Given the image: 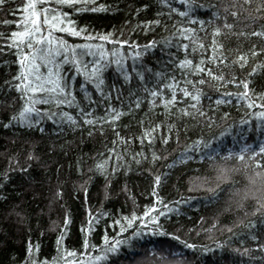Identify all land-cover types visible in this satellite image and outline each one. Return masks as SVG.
Wrapping results in <instances>:
<instances>
[{
  "label": "trees",
  "instance_id": "obj_1",
  "mask_svg": "<svg viewBox=\"0 0 264 264\" xmlns=\"http://www.w3.org/2000/svg\"><path fill=\"white\" fill-rule=\"evenodd\" d=\"M24 2L26 0H5L0 5V33L4 34L0 38V264H19L25 258L29 240L33 245H39L36 255L41 259L64 256L63 251L57 252L56 237L61 234L65 214L69 223L61 249L95 253L96 249L83 247L85 236L89 244L96 245L101 244L105 233L109 237L127 239V243L121 244L117 251L108 254L107 264H264V248L257 246L264 244V207L256 202L262 200L264 190H261L259 181L252 184L249 180L253 172L260 169L247 158L240 161L233 155L221 160L229 152H239L244 145H248L251 151H257L264 144V117L253 115L256 111H264L260 107L264 105V68L248 75L253 64L264 62V53L251 56L253 45L264 48V38L236 34L264 30V18H261L264 9L258 10L261 0H251V3L243 5V9L239 7L243 0H191L189 15L183 17L178 12H170V7L184 10L183 0H168L167 5H161L159 0H88V3L75 5L82 9L80 12H75L71 5L59 6L74 21L75 27L84 26L86 31L77 37L54 29L51 30L52 35L57 39L63 38L69 45H102L106 53L103 57L95 48L90 53L88 49H69V55L72 51H76L78 56L84 53L81 60L89 72L92 64L99 60L104 65L101 72L103 84L102 91H98L73 68L74 75L66 78L70 80L76 101L64 105H36L57 113L53 120L42 119L43 131L40 127L18 122L4 126L22 105L21 94L15 87H9L19 69L16 48L9 47L4 41L12 31L22 30L14 21L21 19L20 5ZM234 2L238 5V18L230 15L231 9L225 12L223 8L224 4ZM144 4L149 6L137 12ZM52 7L57 6L53 3ZM214 11H219L220 15L213 17ZM190 16H195L196 20H190ZM225 17L228 23L234 24L232 34L218 37L224 44L227 66H208L217 73L223 72L225 79L232 75L237 80L247 79L248 97L224 96V93L242 92L243 86L227 83L216 90L211 85L217 82L205 76L209 84L197 85L203 90L198 103L203 116L191 108L189 111L193 115L182 116L176 109L191 105L193 101L179 92L178 103L168 109L170 114L165 112L159 99L150 105L147 90L171 83L169 77H174L183 86L181 73L184 69L179 67L178 61L185 58L186 53L193 60L212 54L210 49L205 52L203 48L194 54L192 40L185 41L180 37L177 26L195 29V39L208 45L212 40L211 28L222 25ZM156 19L160 23L149 25L148 30L140 23ZM5 20L10 23H3ZM201 20L203 25L199 23ZM108 32L112 36L107 40H100L97 36ZM174 32L177 34L173 35ZM88 33L92 34L91 37ZM115 39L136 41L140 46L149 40L156 43L144 51L143 47L137 48L131 43H114ZM183 43L189 45L187 49L179 47ZM114 48L123 59L124 68L130 72L127 80L112 63ZM136 51L143 52L139 59L132 56ZM240 52L249 54L248 63L242 69L231 63ZM57 59H62V56ZM62 68L65 73L69 71L66 65ZM133 68L143 72V79L131 71ZM41 71L46 72L47 69ZM157 72L162 75L157 76ZM189 79L198 80L200 77L190 76ZM81 84L85 85L90 99L85 98ZM161 91L165 96L171 95L167 88ZM137 98L139 107H135ZM218 98L226 102L217 103ZM249 100L252 107H249ZM77 104L85 112L91 109V115L102 117L105 123L84 124ZM109 104L123 113L115 121V128L105 115ZM57 109L71 113L77 124L61 118ZM158 122L163 127L155 131L153 141L138 139L145 129ZM169 124L173 125L170 132ZM163 136L170 137L167 143H162ZM195 140L201 142L200 152L190 149L186 159L182 149ZM208 141L211 143L205 147ZM109 149L115 151L109 155ZM29 151L34 154V159H27ZM153 152L158 159L153 160ZM213 152L216 154L215 162L228 169L227 180H217L216 168L209 166L212 162L198 158ZM9 157L18 163H13ZM256 158L264 162V155L258 153ZM104 160L108 164L107 176L94 167ZM113 165L115 172L112 171ZM5 174L7 180L4 179ZM157 175L160 181L155 183ZM193 176L210 178L207 186L218 184L220 191L215 196L203 189L190 191L189 177ZM154 183L160 200L153 195ZM58 188L61 190L59 197L56 195ZM245 192L249 193L247 197ZM180 200L184 202L176 203ZM238 202L243 205L239 209L236 207ZM153 203L157 208L149 214L144 225L134 220L129 227L124 221L123 217L130 218L133 212L139 217L145 207H151ZM161 205H168L173 210L161 216L160 212L164 211ZM89 212L93 215L92 221L89 220ZM153 214L157 217L151 224L155 231H145ZM116 220L120 223H112ZM214 220L217 223L211 227ZM121 225L125 232L117 237ZM84 228H89V231L85 233ZM137 229L140 234L133 236ZM175 236L197 247L186 248L175 240ZM205 247L207 251H204ZM84 258L65 257L69 264L72 260L82 264Z\"/></svg>",
  "mask_w": 264,
  "mask_h": 264
},
{
  "label": "snow or ice",
  "instance_id": "obj_2",
  "mask_svg": "<svg viewBox=\"0 0 264 264\" xmlns=\"http://www.w3.org/2000/svg\"><path fill=\"white\" fill-rule=\"evenodd\" d=\"M5 3V0H0V5H3ZM53 3L57 6L56 8H53ZM77 3H88V0H26L22 5H20V8L22 9V16L21 19H17L14 21V23L17 25L18 28L22 27V30H14L8 35L7 39L4 41L9 47H15L16 48V62L19 65V69L14 77H12V81L14 83H10L9 87H15V89L21 94V100L22 105L18 109V111L14 112L10 117L8 122L4 125L5 127H8L9 124L13 122H18L20 124H27L29 127H40L41 131H43V127L41 125L42 119H48L53 120L57 113L52 112L49 109H41L37 108L36 105L43 103H54L56 105H64L68 103H73L76 101L75 96L73 95V89L72 85L70 83V80L66 77H71L74 75L72 69L74 68L76 70V73L82 75L84 79L96 87L98 91H102V84L103 79L101 76V72L104 68V65L101 64L99 60H96L95 63L91 66V71L89 72L87 70V66L82 63L81 57L84 55V53H81L79 56L77 55L76 51H72L69 55V49H88L89 53L90 51L95 48L100 50L101 56H105L106 53L103 50V46L100 44H81V45H69L67 41H65L63 38L57 39L55 36L52 35V31L54 29H59L61 32H67L70 33L72 36H81L85 31L86 27L82 26L79 29L74 26V21H72L69 18V15L65 12H63L59 6L61 5H71L74 8L75 12H80L82 9L80 7H75ZM159 3L161 5H167L168 0H159ZM251 3V0H243V4L239 5L241 9H243L244 4ZM42 5V6H41ZM149 5L144 4L141 5L140 8L137 9V12L141 10V8H147ZM183 6L184 10H178L177 8L170 7V12H178V14L183 16H188L189 11L191 8V0H183ZM101 8L104 7V5L100 6ZM204 7H207V5H204ZM237 3L232 4H224L223 8L225 12H228L229 9L230 15L234 18L239 17V12L237 11ZM264 9V0H261L260 4L258 5V10ZM95 11L96 9H92ZM135 15V13H133ZM159 15V14H158ZM213 17H218L220 15L219 11H214L212 13ZM261 18H264V13L261 14ZM190 20H196L195 16H190ZM3 23L7 24L10 23V21H3ZM127 23V21H126ZM145 30H148L149 25H156L159 24L160 21L158 19L156 20H149V21H141L140 22ZM201 25L204 24V21H199ZM135 27V26H134ZM179 28L178 35L182 37L185 41L191 39L193 43V53L195 54L199 48L205 49V52H207L209 49L211 50V55H201L198 60H193L187 56V53L185 54V58L180 59L178 61V65L181 69H184V71L181 73L182 79H183V86L180 85V81L175 80L174 77H169V79L172 81L168 84H161L159 85V89L153 88L148 91V103L150 105H153V101L155 99H159L160 105H162L165 109V112L168 113V109L174 108L176 104L178 103V97L177 93H182L183 97H189L193 103L188 106H184L183 108H177L176 110L182 115V116H191L193 113L189 111V108L195 109L196 114L203 116L204 113L199 111L198 103L201 99V96L203 94L202 87H197V85H205L209 84V79L211 81H216L217 83L214 85H211L216 90H219V88L223 84L227 83H233V84H239L243 86V91L239 93H224V96L228 95H235L237 97H244L247 98L249 95V81L247 79L244 80H237L235 75H232L230 79H225V75L223 72L217 73L213 70L212 67H209V64L213 65H225L227 66L228 60L225 56V48L222 41L218 40V37L221 36H227L232 34L231 30L234 28L233 23L227 22V17H225V22L220 26H213L211 28V36L212 40L211 43L208 45H205L202 40L195 39L194 32L196 31L193 28H183L180 26H177ZM225 29L228 30L225 32ZM177 33H173V35H176ZM237 35H247V36H259L264 38V30H256L254 32H240L236 33ZM91 33H88V36L91 37ZM4 34L0 33V38H3ZM98 38L100 40H107L109 37L112 36L111 32H108L107 34H97ZM114 43L119 44H128L131 43L133 45H136V41H127L124 39H115L113 41ZM155 41L149 40L146 45L140 46L136 45L137 48L143 47L144 51H147L149 48L155 46ZM187 43L180 44L179 47L182 49L188 48ZM117 49H113L112 53L115 57L112 61V63L117 65V71L121 73L123 78L125 80L129 79L130 72L124 68L123 66V59L117 55ZM229 51H231L229 49ZM264 53V48H257L256 45L252 46L251 49V56L255 57L257 53ZM143 55V52L136 51L132 53V56L134 59H139ZM62 59H57L58 57H61ZM249 54L245 52H240L238 55L233 57V60L231 63L238 65L241 69L248 63ZM62 65H66L69 67V71L67 73L64 72ZM258 68H264V62L257 61L255 64L252 65L251 71L248 73V75H252L257 72ZM42 69H47L46 72H42ZM83 69V70H82ZM132 72H136V74L143 79V72H138L135 68L131 70ZM150 71V69H149ZM157 76H161L162 74L157 72ZM190 76H197L200 77V79H189ZM208 77L209 79H205L204 77ZM81 89L84 90V96L86 99L89 98V94L87 90L85 89V85H80ZM167 88L171 95L165 96L164 92L161 91V89ZM260 95V94H258ZM262 98H264V95H262ZM226 102L223 99L218 98L217 103H224ZM239 102V101H238ZM249 107H252V101H248ZM135 107H139V98H137V103L135 104ZM260 107L264 108V105H261ZM77 110L78 112L83 116V123L86 125L92 124H100L103 125L105 123V120L102 117H95L91 115V109H89L88 112H85L82 108L79 107L77 104ZM59 116L61 118L66 119L68 122H70L73 125L77 124L76 118L69 112L59 111L57 109ZM115 112V115H112V113ZM123 113L118 110L114 109L111 104L107 105V111L105 115L107 116V121L112 123V127L115 128L116 124L115 121L122 115ZM170 114V113H168ZM227 115V114H225ZM253 115L257 117H264V111H256L253 113ZM59 123V121H57ZM142 123V122H141ZM163 125L161 123L154 124L151 128L145 129L142 137H138V139H147L150 142L154 139V133L157 129L162 128ZM169 132L171 131L173 125L169 124L168 126ZM103 131V128L100 129ZM118 135V133H117ZM169 136H163L162 137V143H167L169 140ZM121 140H123V137H120ZM128 139H132V137H128ZM115 143V141H114ZM200 140L190 141L187 146L182 149V154L187 159L189 158L187 156V153L190 149H194L195 152H200ZM211 141H208L205 144V147H207V144H210ZM109 155H111L115 150L109 149ZM261 154L264 155V144L260 146V148L257 151H251L248 145H244L239 152L232 153L229 152L226 154V157H222L221 160L226 158H231L233 155L237 160L244 161L246 158L248 160H251L252 163L255 165L257 169H260L258 171H254L252 176L249 177L250 183L256 184L257 181L261 184V190H264V162H262L260 159H257V155ZM139 155V154H135ZM153 160L158 159L159 157L155 152H153ZM215 153L213 152L212 155L203 154L200 155L198 158L200 160H204L207 158V160L211 161L210 167H215L217 170V176L216 179H224L227 180V172L228 169L222 164V163H216L215 162ZM34 154L29 151L27 159L31 160L34 159ZM117 158L121 159L119 155L117 154ZM9 160L13 163H18V161H13L11 157H9ZM139 163V161H137ZM245 168L248 167L247 164L244 165ZM94 167L96 170L102 172L107 176V160L99 161L97 162ZM22 171L24 169H21ZM112 171L115 172L116 168L113 165ZM4 179L7 180L8 176L7 174L4 175ZM208 177H202V176H193L189 177V190H198L203 189L206 190L209 193H212L213 196L216 195L218 191H220L219 185H212L207 186L209 183ZM160 181V176L157 175L155 177V183H158ZM155 183L153 186V195L156 197V200H160L161 198L159 196H156V188ZM85 192H87V188L84 189ZM249 193L245 192V197H247ZM255 194L254 192L252 193ZM57 197L61 195V190L58 188L56 192ZM242 197L241 199L245 198ZM189 199H193V197H189ZM262 200H264V197H262ZM262 200H257V204H260L261 207H264V203H262ZM183 200L177 201L176 203H183ZM243 205L241 202H238L236 204L237 209L241 208ZM163 207L164 211L160 212V215L163 216L166 212L172 211L173 209L169 208L168 205H161ZM157 208V204L153 203L151 207L146 206L145 211L140 214L139 217H137L136 213L133 212L131 214V217L128 216L123 217L124 221L127 223L129 227L133 225L134 220H139L140 225H144L147 221L146 218L149 216L150 213H153L154 210ZM259 210V209H257ZM103 215H107V213H101ZM203 219V218H201ZM89 220H93V215L89 212ZM157 220L156 215L151 216V223H149V226L145 229V231L152 232L155 231V229L151 226L152 223H155ZM69 223L68 215L65 214L64 217V223L63 226L60 228V235L56 237V245H57V252L60 253L61 251L64 252V256H56L53 257L51 260L48 258H39L36 253H38L39 245H33L31 240H29L26 244L25 248V258L19 262V264H60L61 260H63V264H69V261L65 259L67 256H79L81 258H84L87 256V258L82 259V264H107L108 260V254L113 253L117 251L119 246L121 244L127 243V239L125 238H114L109 237L107 233L104 234L102 237V241L100 245L96 244H89L87 236H85L83 247L85 249L91 247L93 249H96L97 251L95 253H85V252H79V251H71L69 252L66 249H61V241L63 238V235L66 232V226ZM114 224H119L120 221H112ZM217 221H213V224L211 227H215V224ZM239 223H243V221H239ZM90 228V225H89ZM89 228L82 229L85 233L89 231ZM231 231V229H229ZM125 228L123 225L120 227V232L117 233V237L120 236V233H124ZM140 234V230L137 229L136 232L132 233L133 236H137ZM167 235H173L172 233H167ZM175 240L182 243L186 248H194L197 247L196 245H193L191 243H188L187 241L181 240L180 236H175ZM253 239H256V237H253ZM260 248H264V244L257 245ZM208 249L205 247L204 251H207ZM245 253L247 252V249H243ZM71 264H81V261L72 260Z\"/></svg>",
  "mask_w": 264,
  "mask_h": 264
}]
</instances>
